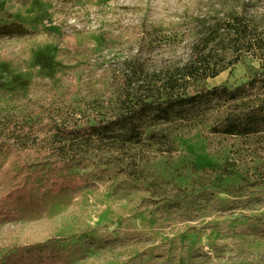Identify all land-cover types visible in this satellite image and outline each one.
<instances>
[{"label": "rangeland", "instance_id": "rangeland-1", "mask_svg": "<svg viewBox=\"0 0 264 264\" xmlns=\"http://www.w3.org/2000/svg\"><path fill=\"white\" fill-rule=\"evenodd\" d=\"M241 16L260 39L244 53L212 45L216 77L164 95L201 34ZM258 79L231 100L215 87ZM197 96L170 110L171 98ZM170 97V99H168ZM153 98L147 111L142 100ZM264 104V0H0V197L13 151L36 165L60 156L55 124H95L136 111L135 133L73 145L70 173L93 185L33 201L0 219V258L55 251L58 264H264V133H223ZM16 138V139H13ZM28 155V156H26ZM40 201L38 202V200ZM18 264H42L30 259Z\"/></svg>", "mask_w": 264, "mask_h": 264}, {"label": "trees", "instance_id": "trees-1", "mask_svg": "<svg viewBox=\"0 0 264 264\" xmlns=\"http://www.w3.org/2000/svg\"><path fill=\"white\" fill-rule=\"evenodd\" d=\"M222 21L209 26L207 31L203 32L199 38L195 49L192 52L190 60L184 64L180 69V75H168L166 84L163 88V96L174 93L183 84L190 80L206 79L209 77H216L224 70L214 62L212 57V45L220 41L223 35L232 37L234 41L235 50L238 53H244L248 47H254L259 43L253 35L251 26L241 16H234L229 22L221 24ZM258 79L250 81L248 84H243L237 87H228L226 85L215 87L212 93H224L228 95L229 99L236 100L238 97L247 93L249 87L256 86ZM148 98L142 100V107L147 111L154 110L155 100ZM170 99V97L168 98ZM197 96L171 98L169 106L163 108L164 120L170 119V110L177 106H183L188 103L196 101ZM135 115L136 111L126 112L125 114L110 120H98L95 124H55L52 135L57 139L58 146L54 149L58 155L53 159L41 161L36 165H18L22 161L21 151H13L11 162L14 163L9 170L12 183L7 193L0 197V219H14L16 211L11 208L18 202L33 201L32 193L37 189L46 190L48 194H56L65 189H76L86 185H93L87 178L82 176H75L70 173L72 167L73 157H65L69 152L67 149L73 150V145L66 144L62 141L63 138L71 142L80 141L84 144H89L95 140L112 139L114 133H122L125 139L129 141L139 142L141 134L135 133ZM223 133L232 136H251L264 133V104L254 105L248 108L245 112L240 114H231L225 119ZM16 139V138H13ZM10 146L6 143L0 144V164L6 159V154L9 152ZM68 152V153H67ZM65 155V156H64ZM28 156V155H26ZM29 157V156H28ZM40 199L38 200V202ZM20 246L16 252H11L0 258V264H18L30 259H38L42 264H58L61 263V256L55 251L39 250L29 256L21 249Z\"/></svg>", "mask_w": 264, "mask_h": 264}]
</instances>
